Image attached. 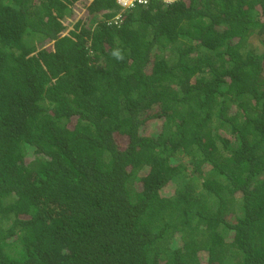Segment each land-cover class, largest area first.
Wrapping results in <instances>:
<instances>
[{
  "label": "trees",
  "instance_id": "obj_1",
  "mask_svg": "<svg viewBox=\"0 0 264 264\" xmlns=\"http://www.w3.org/2000/svg\"><path fill=\"white\" fill-rule=\"evenodd\" d=\"M116 10L0 0V264H264V0Z\"/></svg>",
  "mask_w": 264,
  "mask_h": 264
},
{
  "label": "clouds",
  "instance_id": "obj_2",
  "mask_svg": "<svg viewBox=\"0 0 264 264\" xmlns=\"http://www.w3.org/2000/svg\"><path fill=\"white\" fill-rule=\"evenodd\" d=\"M149 0H142V2L144 3H139V2H135L132 5H129V3H122L120 0H115L116 4H117V10L113 13V16L110 18L109 23L112 24H118V22L120 21L121 18V14L124 12V10L132 8L138 4L141 5H146L148 3ZM164 2H171L173 0H163ZM79 15V12H78ZM113 55L117 56V58H122L120 56L119 52H114Z\"/></svg>",
  "mask_w": 264,
  "mask_h": 264
},
{
  "label": "rangeland",
  "instance_id": "obj_3",
  "mask_svg": "<svg viewBox=\"0 0 264 264\" xmlns=\"http://www.w3.org/2000/svg\"><path fill=\"white\" fill-rule=\"evenodd\" d=\"M73 11H75L76 14L78 15V11L77 10L73 9ZM66 19L69 22L71 21V24H72L76 20V17L75 18H66ZM67 20L64 21V23H67ZM67 27H70V23L67 25ZM153 123L154 124L149 123V124L145 125L144 126L145 128H143L142 131H144V132H151V131H153L158 126V123L156 121H153ZM116 137H117V140H123V136L116 135Z\"/></svg>",
  "mask_w": 264,
  "mask_h": 264
},
{
  "label": "built area",
  "instance_id": "obj_4",
  "mask_svg": "<svg viewBox=\"0 0 264 264\" xmlns=\"http://www.w3.org/2000/svg\"><path fill=\"white\" fill-rule=\"evenodd\" d=\"M122 3H129V5L134 4L135 2L144 3L142 0H120Z\"/></svg>",
  "mask_w": 264,
  "mask_h": 264
}]
</instances>
